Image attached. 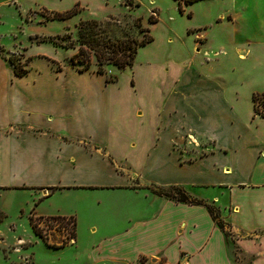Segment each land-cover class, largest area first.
<instances>
[{
    "label": "crops",
    "instance_id": "obj_1",
    "mask_svg": "<svg viewBox=\"0 0 264 264\" xmlns=\"http://www.w3.org/2000/svg\"><path fill=\"white\" fill-rule=\"evenodd\" d=\"M39 6L51 10L44 1ZM43 44L25 49L22 75L0 56L1 211L26 192L34 217H73L75 237L57 248H72L78 264L175 263L183 255L188 264H239L231 245L264 264V127L230 121L220 82L183 86L189 90L169 101L179 120L162 108L152 132L156 153L144 151L136 163L109 146L126 135L114 127L115 80L71 65L57 70ZM259 92H251L252 108ZM204 128H211L204 138L194 133ZM171 185L214 206L235 242L204 205L151 192ZM59 195L61 204L54 201ZM83 222L89 240L80 245Z\"/></svg>",
    "mask_w": 264,
    "mask_h": 264
},
{
    "label": "rangeland",
    "instance_id": "obj_2",
    "mask_svg": "<svg viewBox=\"0 0 264 264\" xmlns=\"http://www.w3.org/2000/svg\"><path fill=\"white\" fill-rule=\"evenodd\" d=\"M43 1L51 10H60L57 12L72 8L77 2L0 0V56L15 59L19 67L27 59L25 49L34 43H44L41 47L52 51L60 67L70 65L69 56L77 50L78 25L82 20L100 21L103 35L109 39L142 36L134 23L136 17H141L142 26L149 29L152 41L138 48L131 67L104 66V74L108 80H115L118 92L114 127L126 131L125 147L117 137H112L109 146H118L134 162L142 161L144 151L156 153L152 149L156 142L152 132L158 127L160 112L165 107L169 117L177 116L169 101L189 90L182 88L191 83L208 86L220 82L235 115L230 114V121L236 124L239 118L251 128L264 127V121L258 123L251 104V92L261 91L257 93V107L263 108L264 0H200L184 5L183 11H179L176 0H133L138 6L128 7L125 0L124 5L123 0H79L81 11L64 20L48 19L49 11L39 6ZM150 15L156 22H149ZM52 36L60 38L49 39ZM241 53L243 58L239 57ZM88 69H97L94 59ZM182 110L188 118L189 111ZM170 125L178 126L174 121ZM209 130L194 133L204 138ZM132 135L130 144L134 147L128 146ZM24 193L10 211L0 210V264H78L72 248L49 247L34 234L28 220L33 214ZM3 196L0 194V205ZM54 201L61 204L64 198L59 195ZM86 225L83 222L77 228L80 245L89 240ZM37 226L52 243L62 241L70 233L56 221L41 219ZM229 237L235 242L231 234ZM71 241L72 238L67 243ZM231 250L239 264H254V258L237 246L231 245Z\"/></svg>",
    "mask_w": 264,
    "mask_h": 264
},
{
    "label": "trees",
    "instance_id": "obj_3",
    "mask_svg": "<svg viewBox=\"0 0 264 264\" xmlns=\"http://www.w3.org/2000/svg\"><path fill=\"white\" fill-rule=\"evenodd\" d=\"M178 3L179 11H183V6L188 5L190 3H194L200 0H176ZM134 4L133 0H125V5L132 6ZM78 3L74 4L72 8H69L62 12L57 11H49L50 17L48 19L51 20H64L68 19L74 15H76L81 9H78ZM135 6H138V3L135 2ZM156 18L149 16V22H156ZM135 26L138 29V33H141L142 36L137 37H126L120 39H109L103 35L104 25L95 19H87L80 21L78 25V46L77 50L69 56V63L71 66H77L78 70H87L92 64V59L95 60V64L97 65V69L95 70L97 73L104 74V66L105 65H113L119 69H124L126 67H131L134 63V59L136 57V53L138 48L146 45L147 43L152 41V37L149 34V29L147 27L142 26L141 17L135 18ZM37 37V36H36ZM64 36H62L63 38ZM60 38L59 36H52L49 39ZM40 41H44V38H41ZM68 47V46H67ZM7 60L14 66V71L17 75H22L25 73L24 66L27 64V60L24 61L20 67L15 63V59L7 58ZM56 64V63H55ZM57 70H60V67L57 65ZM264 97V92L261 93ZM258 94L254 93L252 95L253 102V111L254 115H259L264 117V99L262 101L263 108L262 110L258 109L257 100ZM151 192L154 194L164 196L169 199H173L178 202H184L187 204H196V205H204L214 222L217 226H219L226 236H229L230 233L226 232L224 229V224L220 219L219 211L212 206L200 199H197L188 192H186L180 186H168V187H157L155 189H151ZM41 219L56 221L59 223V226L64 229H70L69 235L64 238L60 244L57 246L54 242L48 241V236L46 233L44 234L41 229L37 226L38 221ZM29 225L36 236L41 238L46 245L49 247L57 248L62 247L69 241L70 238L75 237V219L73 217L66 216H47V217H34L30 215ZM1 221V220H0Z\"/></svg>",
    "mask_w": 264,
    "mask_h": 264
},
{
    "label": "built area",
    "instance_id": "obj_4",
    "mask_svg": "<svg viewBox=\"0 0 264 264\" xmlns=\"http://www.w3.org/2000/svg\"><path fill=\"white\" fill-rule=\"evenodd\" d=\"M160 264H188V257L186 255H183L175 263H172V262H169V261H162V262H160Z\"/></svg>",
    "mask_w": 264,
    "mask_h": 264
},
{
    "label": "bare ground",
    "instance_id": "obj_5",
    "mask_svg": "<svg viewBox=\"0 0 264 264\" xmlns=\"http://www.w3.org/2000/svg\"><path fill=\"white\" fill-rule=\"evenodd\" d=\"M244 56H242L241 58H243Z\"/></svg>",
    "mask_w": 264,
    "mask_h": 264
}]
</instances>
